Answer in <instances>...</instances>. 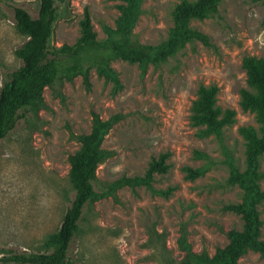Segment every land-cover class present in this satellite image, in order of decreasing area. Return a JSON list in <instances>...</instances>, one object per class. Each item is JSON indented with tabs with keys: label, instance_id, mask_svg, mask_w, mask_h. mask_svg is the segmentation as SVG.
<instances>
[{
	"label": "rangeland",
	"instance_id": "1",
	"mask_svg": "<svg viewBox=\"0 0 264 264\" xmlns=\"http://www.w3.org/2000/svg\"><path fill=\"white\" fill-rule=\"evenodd\" d=\"M179 1L141 0L132 37L150 45L165 40ZM119 3L59 2L49 47L73 45L84 12L95 38L103 40L104 26L115 27ZM8 5L22 7L31 17L37 14L36 0H0V86L19 65L15 52L25 40L7 16ZM189 24L207 35L209 45L186 44L166 61L144 68L113 58L108 63L113 80L95 68L87 84L80 76L58 79L43 88V106L18 119L0 140V257L43 251L74 195L70 156L95 116L114 119L100 144L108 156L95 168V188L130 182L85 204L65 264H178L184 254L180 240L195 253L211 255L228 243L230 230H241L240 216L225 208L240 200L235 185H221L227 168L217 163L189 180L182 167L201 163L192 157L194 149L216 161L223 156L213 136H198L189 122L200 84L215 85L216 104L235 111L223 129V144L243 167L244 141L237 129L249 125L259 132V123L254 112L238 103L239 89L248 88L240 62L244 54L264 59V0H221L214 15ZM161 156L165 171L147 178L149 163ZM259 167L264 170V153ZM260 187L264 190V180ZM257 209L264 238V202ZM238 262L264 264V257L247 250Z\"/></svg>",
	"mask_w": 264,
	"mask_h": 264
},
{
	"label": "trees",
	"instance_id": "2",
	"mask_svg": "<svg viewBox=\"0 0 264 264\" xmlns=\"http://www.w3.org/2000/svg\"><path fill=\"white\" fill-rule=\"evenodd\" d=\"M36 1L35 17L16 5H8L7 8L8 18L25 40L15 52L19 65L7 74L0 86V140L13 129L18 119H26L43 106V88L51 86L58 79L69 81L80 76L87 84L89 71L95 68L113 80L112 69L108 64L113 58L136 62L144 68L148 64L156 66L166 61L186 44L198 41L209 45L207 35L189 23L192 19L201 20L214 15L221 0H180L171 12L172 26L167 37L155 45L140 43L132 37V28L141 13V0H120L121 3L116 5L119 14L115 27L104 26L103 40L95 38L89 16L84 12L76 42L71 46L62 44L54 49L49 47L48 42L57 18L58 3L63 0ZM240 65L248 88L239 89L238 103L242 110L254 112L259 123V132L249 125L237 129L244 141L243 167L239 168L223 144V129L233 122L235 111L229 108L222 110L216 104L215 85L200 84L197 96L191 103L189 122L197 128L198 136L212 135L220 145L223 156L216 161L204 151L194 149L192 157L201 163L196 167L184 166L182 171L185 179L193 180L203 176L217 163L224 165L227 177L221 185H235L240 190L239 202L228 203L225 208L240 216L242 228L230 230L228 243L215 249L211 255L195 253L180 240L184 254L178 264H240L238 259L247 250L264 257V238L260 233L261 220L257 209L264 202V190L260 187L264 170L259 167L260 157L264 153V59L244 54ZM113 121V117L101 120L95 116L89 132L78 136L80 147L70 156L69 175L74 195L57 230L44 243L43 251L10 252L0 257L1 263L65 264L68 244L77 230V222L85 204L110 195L115 185L130 182L124 179L107 189H96L93 184L96 166L108 156L100 144ZM162 158L149 163L147 178L153 172L165 171Z\"/></svg>",
	"mask_w": 264,
	"mask_h": 264
}]
</instances>
